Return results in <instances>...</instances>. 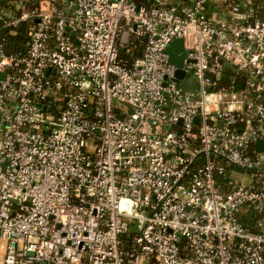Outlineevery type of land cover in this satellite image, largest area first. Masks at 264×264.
<instances>
[{"label": "built area", "instance_id": "obj_1", "mask_svg": "<svg viewBox=\"0 0 264 264\" xmlns=\"http://www.w3.org/2000/svg\"><path fill=\"white\" fill-rule=\"evenodd\" d=\"M35 263L264 264L263 0H0V264Z\"/></svg>", "mask_w": 264, "mask_h": 264}, {"label": "trees", "instance_id": "obj_2", "mask_svg": "<svg viewBox=\"0 0 264 264\" xmlns=\"http://www.w3.org/2000/svg\"><path fill=\"white\" fill-rule=\"evenodd\" d=\"M3 33L6 34L7 36V46H8L7 48L9 51L15 52L23 48V42L25 40L23 28H19V30L14 34L9 33L8 30H5ZM119 53L122 58L131 61L132 59L141 56L142 45L137 41H135L134 38H131L128 47L124 49H120ZM240 86L241 84L239 85V87Z\"/></svg>", "mask_w": 264, "mask_h": 264}, {"label": "water", "instance_id": "obj_3", "mask_svg": "<svg viewBox=\"0 0 264 264\" xmlns=\"http://www.w3.org/2000/svg\"><path fill=\"white\" fill-rule=\"evenodd\" d=\"M165 52L168 54V61L169 63L171 64H174L176 66H181V59L183 58L184 56V51L182 49V41L181 39H175L173 40L165 49ZM178 67V69L175 71V79L177 81L179 80H182L181 82V85L185 88V89H188L189 91L192 90V88L190 87V81H191V77L190 79L187 81V80H184L183 78L185 77V73L182 69H180ZM47 73V71H46ZM222 79H225L226 76L225 75H222L221 76ZM199 120L198 117H195L194 118V122L197 123ZM178 124H180V120L178 121ZM258 147H261L262 146V141L261 140H257L256 143H255ZM36 264V263H35ZM44 264V263H42Z\"/></svg>", "mask_w": 264, "mask_h": 264}, {"label": "crops", "instance_id": "obj_4", "mask_svg": "<svg viewBox=\"0 0 264 264\" xmlns=\"http://www.w3.org/2000/svg\"><path fill=\"white\" fill-rule=\"evenodd\" d=\"M146 1L149 3L164 5L167 4L169 0H146ZM207 12L208 14L213 15L215 14V12L225 13L226 9L223 7H219V3L217 1H211L208 5Z\"/></svg>", "mask_w": 264, "mask_h": 264}, {"label": "rangeland", "instance_id": "obj_5", "mask_svg": "<svg viewBox=\"0 0 264 264\" xmlns=\"http://www.w3.org/2000/svg\"><path fill=\"white\" fill-rule=\"evenodd\" d=\"M193 86L196 87L195 83H193ZM114 104H117V103L114 102ZM92 144H93V141H92V140H90V139H87V140H86V144H85L86 147H85V148H86V150H87L88 152H92V151H93V149H92ZM235 171L241 174V171H240V170L236 169ZM237 176H238V175H237Z\"/></svg>", "mask_w": 264, "mask_h": 264}]
</instances>
